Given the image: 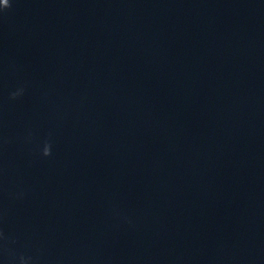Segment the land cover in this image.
Returning <instances> with one entry per match:
<instances>
[{"label": "water", "instance_id": "obj_1", "mask_svg": "<svg viewBox=\"0 0 264 264\" xmlns=\"http://www.w3.org/2000/svg\"><path fill=\"white\" fill-rule=\"evenodd\" d=\"M0 264H264V0H0Z\"/></svg>", "mask_w": 264, "mask_h": 264}, {"label": "clouds", "instance_id": "obj_2", "mask_svg": "<svg viewBox=\"0 0 264 264\" xmlns=\"http://www.w3.org/2000/svg\"><path fill=\"white\" fill-rule=\"evenodd\" d=\"M4 7H9V4H7V5H3ZM45 155H50V151L48 152V153H46Z\"/></svg>", "mask_w": 264, "mask_h": 264}]
</instances>
